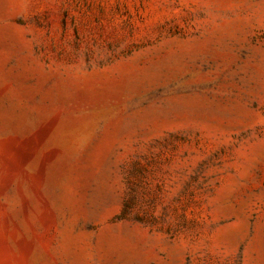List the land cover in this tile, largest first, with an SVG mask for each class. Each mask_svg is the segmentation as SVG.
<instances>
[{"label":"rangeland","instance_id":"1","mask_svg":"<svg viewBox=\"0 0 264 264\" xmlns=\"http://www.w3.org/2000/svg\"><path fill=\"white\" fill-rule=\"evenodd\" d=\"M0 264H264V0H0Z\"/></svg>","mask_w":264,"mask_h":264}]
</instances>
